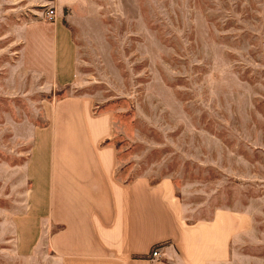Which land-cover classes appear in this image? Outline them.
<instances>
[{
    "label": "rangeland",
    "instance_id": "obj_1",
    "mask_svg": "<svg viewBox=\"0 0 264 264\" xmlns=\"http://www.w3.org/2000/svg\"><path fill=\"white\" fill-rule=\"evenodd\" d=\"M21 6L0 0V264H52L34 130L48 123L41 104L69 95L109 116L116 182L170 179L188 222L248 213L232 264H264V0H124L107 20L63 22L82 65L75 86L52 95L27 94L15 75L5 83L8 26L29 17Z\"/></svg>",
    "mask_w": 264,
    "mask_h": 264
},
{
    "label": "crops",
    "instance_id": "obj_2",
    "mask_svg": "<svg viewBox=\"0 0 264 264\" xmlns=\"http://www.w3.org/2000/svg\"><path fill=\"white\" fill-rule=\"evenodd\" d=\"M20 1L29 17L8 26L9 48L15 50L4 66L5 83L15 75L27 94L49 95L74 87L82 65L80 48L63 22L107 20L124 2ZM37 6L52 9L53 20L47 11L28 14ZM41 109L48 123L34 132L43 138L47 171L38 210L52 264H232L234 239L250 222L248 213L220 209L209 219L188 222L170 179L154 184L145 177L125 184L114 180V152L103 145L112 122L106 113H94L90 97L63 96ZM100 120L106 130L91 125Z\"/></svg>",
    "mask_w": 264,
    "mask_h": 264
},
{
    "label": "built area",
    "instance_id": "obj_3",
    "mask_svg": "<svg viewBox=\"0 0 264 264\" xmlns=\"http://www.w3.org/2000/svg\"><path fill=\"white\" fill-rule=\"evenodd\" d=\"M54 16H55L54 11H53L52 9H48L47 12H46V17H47V19H48V20H53ZM151 256H152L153 258H155V257L158 256V250H157V248H154V249L152 250V252H151Z\"/></svg>",
    "mask_w": 264,
    "mask_h": 264
}]
</instances>
